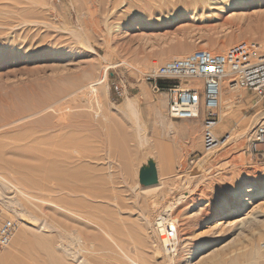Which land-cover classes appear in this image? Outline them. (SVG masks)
I'll return each mask as SVG.
<instances>
[{
	"label": "rangeland",
	"instance_id": "rangeland-1",
	"mask_svg": "<svg viewBox=\"0 0 264 264\" xmlns=\"http://www.w3.org/2000/svg\"><path fill=\"white\" fill-rule=\"evenodd\" d=\"M173 1L0 0V174L23 192L0 182L18 213L3 208L17 226L0 264H264V157L247 151L264 102L236 89L216 128L227 141L203 153L204 115L170 118L144 79L177 55L264 40V0ZM148 159L157 182L143 186ZM165 212L174 254L153 229Z\"/></svg>",
	"mask_w": 264,
	"mask_h": 264
},
{
	"label": "built area",
	"instance_id": "built-area-1",
	"mask_svg": "<svg viewBox=\"0 0 264 264\" xmlns=\"http://www.w3.org/2000/svg\"><path fill=\"white\" fill-rule=\"evenodd\" d=\"M211 69V71H209ZM229 77L231 88L252 92L264 102V41L241 40L224 53L212 54L207 50L173 58L144 74L145 81L155 92L167 96V111L174 120H191L204 115L201 145L203 153L213 152L227 141L228 136L216 135L220 82ZM199 79L190 84L188 79ZM118 98L123 87L112 83ZM247 151L258 158L264 157V118L253 127L247 138ZM193 162V161H192ZM161 213L153 222V229L165 254H174L178 232L167 224ZM16 221L0 206V252L7 249L16 230Z\"/></svg>",
	"mask_w": 264,
	"mask_h": 264
},
{
	"label": "bare ground",
	"instance_id": "bare-ground-1",
	"mask_svg": "<svg viewBox=\"0 0 264 264\" xmlns=\"http://www.w3.org/2000/svg\"><path fill=\"white\" fill-rule=\"evenodd\" d=\"M170 1H173V0H170ZM179 2H181L182 4H185L186 2H185V0H178ZM191 1H196V0H191ZM210 1H213V2H210V4H212V3H214V1L215 0H210ZM245 0H233V1H229V3H230V5H236V4H240V3H242V2H244ZM173 2H175V1H173ZM209 5V4H208ZM88 6V5H87ZM90 9V8H89ZM88 11V10H87ZM92 15V14H91ZM95 15V14H94ZM173 18H175V16L173 17ZM24 23V22H23ZM30 25V24H29ZM32 25V24H31ZM12 28V27H11ZM30 29V28H29ZM32 29H34V28H32ZM31 30V29H30ZM259 38H261V37H259ZM221 41H223V40H221ZM261 42H263L264 40H260ZM1 42H2V40H1ZM218 42V41H217ZM214 45H216V46H218V45H220V43H214ZM222 45H224V43L222 42L221 43V46ZM213 49V48H212ZM224 49V48H223ZM221 50H222V48H221ZM210 53H212V51H209ZM181 57V55H177V56H175L174 58H180ZM188 81V83H190V84H195V83H201L200 82V80L199 79H196V78H193V79H188L187 80ZM98 84H100V78L99 79H97V81H95L94 83H91L90 85H89V87L90 88H92V90H94V88H93V86H95V85H98ZM236 89H239V88H231L230 87V85L228 84V80L227 79H222L221 80V82H220V92H219V100H218V109H217V111H219V118H220V122H219V124H218V122H217V124H216V128H217V125H218V129H220V131L221 132H224V131H226V129L228 128V126H227V122H226V120H225V117L226 118H228V117H230V118H232L233 116H234V114L236 113V110H235V100H237V99H239V98H237L236 97V95H239L240 97H242V94H241V92H236ZM97 98V97H96ZM161 101H162V103H161V105L164 107V100L161 98L160 99ZM132 101V100H131ZM131 101H128L127 103V106L128 107H130L131 108V106H132V104H131ZM135 102V101H134ZM135 105V104H134ZM256 105V104H255ZM49 106V105H48ZM157 109H159L157 106H155ZM191 120H193V119H191ZM224 120H225V122H224ZM247 121L248 120H242V122H240V124L239 125H237V127H238V130H241V129H243L245 126H246V123H247ZM174 125V127H175V129H176V131L178 132V130H186L188 133L189 132H191V133H194L195 132V125H196V121L194 122H185V123H179V124H173ZM215 128V129H216ZM241 132H242V130H241ZM244 133V132H243ZM174 141L176 140V138L174 137V138H172ZM170 147V146H169ZM186 147V146H185ZM166 148V147H165ZM172 149V147L170 148V151L169 152H174L173 154H175V156H179L180 155V151H179V146H178V148L177 147H175L174 148V150H171ZM209 153H212V152H209ZM168 155V154H167ZM170 155H172V154H170ZM168 158V157H167ZM0 182L2 183V185H5L6 183H11V182H9L4 176H2L1 174H0ZM11 185L14 187V188H16L17 189V191L19 192V193H23L22 192V190L19 188V187H17L16 185H14V184H12L11 183ZM12 201L8 198V197H6V196H4L3 194H1L0 193V204H1V206L6 210V211H8L9 213L10 212H12V216H14V215H17L18 213H17V211H16V209H14V207L12 206ZM229 207V206H228ZM238 211H240V210H234V209H229V210H227L224 214H223V216L224 217H228V216H231V215H233L234 213H237ZM241 214V213H240ZM224 217H222V218H220V219H223ZM164 218H165V220L167 221V224L168 225H170V226H174L175 227V229L178 231V227H177V225H176V222L171 218V213H166L165 212V216H164ZM242 219H244V216L241 218V219H239V220H242ZM254 220V219H253ZM222 222L220 221V222H216V225H220ZM16 237H17V242L16 243H20L21 241H22V239H23V232H21V231H19L17 234H16ZM43 243V242H42ZM256 252V251H255ZM1 253H3V252H1ZM0 253V254H1ZM50 254V253H49ZM65 254H66V252H65ZM122 254H124V252L122 253ZM258 254V253H257ZM67 256H69V255H67ZM37 258V257H36ZM24 260V259H23ZM128 260H129V258H128ZM6 261V260H5ZM129 264H141L140 262H137V261H135V260H129Z\"/></svg>",
	"mask_w": 264,
	"mask_h": 264
},
{
	"label": "water",
	"instance_id": "water-1",
	"mask_svg": "<svg viewBox=\"0 0 264 264\" xmlns=\"http://www.w3.org/2000/svg\"><path fill=\"white\" fill-rule=\"evenodd\" d=\"M139 179L143 186L157 182L156 168L152 159H148L146 165L140 169Z\"/></svg>",
	"mask_w": 264,
	"mask_h": 264
},
{
	"label": "crops",
	"instance_id": "crops-1",
	"mask_svg": "<svg viewBox=\"0 0 264 264\" xmlns=\"http://www.w3.org/2000/svg\"><path fill=\"white\" fill-rule=\"evenodd\" d=\"M184 134L188 133L186 130H181Z\"/></svg>",
	"mask_w": 264,
	"mask_h": 264
},
{
	"label": "snow or ice",
	"instance_id": "snow-or-ice-1",
	"mask_svg": "<svg viewBox=\"0 0 264 264\" xmlns=\"http://www.w3.org/2000/svg\"><path fill=\"white\" fill-rule=\"evenodd\" d=\"M209 71H211V69H209Z\"/></svg>",
	"mask_w": 264,
	"mask_h": 264
}]
</instances>
